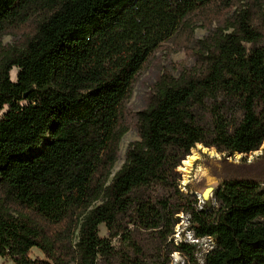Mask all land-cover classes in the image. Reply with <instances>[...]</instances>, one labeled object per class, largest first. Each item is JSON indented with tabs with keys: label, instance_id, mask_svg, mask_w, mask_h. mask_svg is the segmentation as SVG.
Listing matches in <instances>:
<instances>
[{
	"label": "trees",
	"instance_id": "1",
	"mask_svg": "<svg viewBox=\"0 0 264 264\" xmlns=\"http://www.w3.org/2000/svg\"><path fill=\"white\" fill-rule=\"evenodd\" d=\"M200 19L209 31L194 39ZM179 32L195 65L158 78L113 173L136 75ZM263 142L264 0H0L1 257L99 264L121 254L118 238L128 264H178L148 262L134 230L166 240L183 213L195 238L215 241L204 264H264V157L224 160L213 207L181 189L178 170L196 144L229 156Z\"/></svg>",
	"mask_w": 264,
	"mask_h": 264
},
{
	"label": "rangeland",
	"instance_id": "2",
	"mask_svg": "<svg viewBox=\"0 0 264 264\" xmlns=\"http://www.w3.org/2000/svg\"><path fill=\"white\" fill-rule=\"evenodd\" d=\"M223 21L224 18L221 20H213L211 28L219 26ZM29 28L30 27H28L27 30H29ZM208 31V23L200 19L197 21V25H194L191 31L187 32V35H192L194 39H200L204 37ZM187 35L179 32L175 37L162 42L150 55L149 59L136 75L131 97L126 104L128 110L132 114L130 128L121 139L119 159L113 168V173L117 171L124 162L126 148L129 143L139 139L135 124V113L145 107L150 94L156 87L158 78L165 73L177 76L182 70L195 65V57L189 55L185 47L189 41ZM22 37L23 34L21 32L5 34L2 37V44L20 43ZM17 73L18 68L13 67L10 71V76L13 81L16 80ZM230 116H232V120L240 116V112L236 107L231 108ZM194 153H196V156L191 166L188 167L189 172L178 167L181 173V189L186 193H193L196 195L200 204L213 207L216 205L214 191L219 184L220 174L225 166L224 160L232 164L258 161L264 157V142L258 150L249 154L235 152L233 155L226 156L217 151L214 147H207L202 144H196L191 149L189 155H193ZM183 165L184 161L181 166L184 167ZM178 215L180 216V220L175 226V232L169 235L166 240L162 238L158 239L155 237V234L148 230H134L135 238L144 249L148 262L168 261L178 264H204L205 255L214 245V239L211 237L195 238L193 232L189 228L187 216L183 213H179ZM99 234L102 237H109L105 224H100ZM181 241L194 244L193 255H191L192 251L189 250L181 252L173 249L174 244ZM111 242L121 254L116 255L115 258L102 259L99 264H128L130 262L129 257L133 255V253L130 252V255H128L124 252L125 246L121 243L120 239L114 238ZM30 256L32 258L40 257L45 259V255L38 248H32ZM0 264L15 263L10 258L0 256Z\"/></svg>",
	"mask_w": 264,
	"mask_h": 264
},
{
	"label": "bare ground",
	"instance_id": "3",
	"mask_svg": "<svg viewBox=\"0 0 264 264\" xmlns=\"http://www.w3.org/2000/svg\"><path fill=\"white\" fill-rule=\"evenodd\" d=\"M195 156H196V153H194L193 155H188L186 157V159L183 160L184 161V165H183L184 167L179 166V168H182V169L186 170V172H189L188 167L191 166V163H192L193 159L195 158Z\"/></svg>",
	"mask_w": 264,
	"mask_h": 264
},
{
	"label": "water",
	"instance_id": "4",
	"mask_svg": "<svg viewBox=\"0 0 264 264\" xmlns=\"http://www.w3.org/2000/svg\"><path fill=\"white\" fill-rule=\"evenodd\" d=\"M181 164H183V161H182V163ZM181 166V165H180Z\"/></svg>",
	"mask_w": 264,
	"mask_h": 264
}]
</instances>
